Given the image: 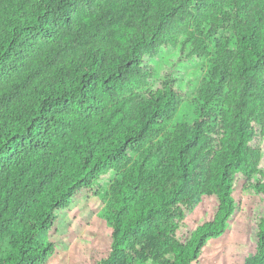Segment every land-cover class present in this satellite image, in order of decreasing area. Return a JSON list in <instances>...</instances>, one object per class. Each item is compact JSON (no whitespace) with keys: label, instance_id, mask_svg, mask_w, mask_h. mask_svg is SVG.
Segmentation results:
<instances>
[{"label":"trees","instance_id":"16d2710c","mask_svg":"<svg viewBox=\"0 0 264 264\" xmlns=\"http://www.w3.org/2000/svg\"><path fill=\"white\" fill-rule=\"evenodd\" d=\"M165 48L202 62L192 120L176 80L151 86ZM240 184L258 202L243 264H264V0H0V264H49L81 192L110 237L88 264H198Z\"/></svg>","mask_w":264,"mask_h":264},{"label":"rangeland","instance_id":"374dc122","mask_svg":"<svg viewBox=\"0 0 264 264\" xmlns=\"http://www.w3.org/2000/svg\"><path fill=\"white\" fill-rule=\"evenodd\" d=\"M179 49L165 48L156 58H146V63L155 70L152 88L165 79L176 80L175 88L183 96V105L175 122L189 121L195 117L190 99L203 75L202 62L186 57ZM110 174L101 180L107 185ZM241 189V212L231 221L223 236L211 240L198 264H243L254 252L255 215L258 209L257 197L250 191ZM213 201L204 198L198 203L182 226L185 234L191 224L205 212L211 210ZM58 245L57 253L49 264H88L103 256L110 243L108 227L105 221V202L98 196L81 192L73 203L58 218L53 230L47 235Z\"/></svg>","mask_w":264,"mask_h":264}]
</instances>
